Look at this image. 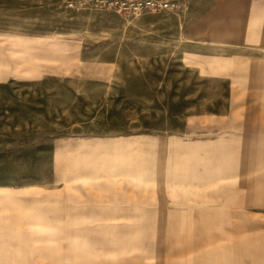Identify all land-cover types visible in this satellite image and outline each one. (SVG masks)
<instances>
[{"label": "rangeland", "instance_id": "1", "mask_svg": "<svg viewBox=\"0 0 264 264\" xmlns=\"http://www.w3.org/2000/svg\"><path fill=\"white\" fill-rule=\"evenodd\" d=\"M243 207L264 208V0H0L2 264H184L140 255Z\"/></svg>", "mask_w": 264, "mask_h": 264}, {"label": "crops", "instance_id": "2", "mask_svg": "<svg viewBox=\"0 0 264 264\" xmlns=\"http://www.w3.org/2000/svg\"><path fill=\"white\" fill-rule=\"evenodd\" d=\"M159 210L163 211V209ZM216 215L222 217L221 224L215 223L218 218ZM138 216L140 217L139 214ZM80 217L81 215L78 218H74L75 224L80 223ZM187 217L188 215H186ZM35 218L33 223L31 221L27 222V226L23 224L26 232H32L31 228L35 231H42L40 234L41 238H38L37 241L42 245L44 243L48 244L51 238L44 235H46V228L51 222L45 219V217L36 216ZM190 218L193 219L195 217ZM66 224L68 222H61V226H65ZM200 225L201 227L198 228L200 230H195V225L191 227L187 223L184 230L180 231L183 249L177 246L178 228H175L171 241L168 244L164 242L160 246L158 243L147 245L144 249L147 250L150 247L153 255L143 254L140 255V258L142 256L144 260L160 257L165 259L170 256L172 259H177L179 252L184 251V264H264V208L243 207L238 211L225 212L223 210L210 209L202 213ZM22 227L20 226V228ZM184 233L187 235L186 238L184 237ZM55 238H58V233L55 235ZM138 244L139 248L141 245L140 243ZM18 246L21 249L24 248L22 245ZM59 248L60 246H55L52 250H49V247H46L49 251L45 254L50 257H46L49 260H37L36 263L60 264L61 262L55 261L62 258L60 257L62 253ZM15 250L18 251V247H15ZM73 254L76 256L78 253L76 254L75 250ZM140 258H138L139 261H141ZM5 263L11 264V261ZM21 263L24 262H19L18 260L12 262V264ZM0 264H2V261H0ZM74 264H81L80 254L77 259L75 258ZM171 264H177V262L171 261Z\"/></svg>", "mask_w": 264, "mask_h": 264}, {"label": "built area", "instance_id": "3", "mask_svg": "<svg viewBox=\"0 0 264 264\" xmlns=\"http://www.w3.org/2000/svg\"><path fill=\"white\" fill-rule=\"evenodd\" d=\"M65 2L66 7L73 9L93 7L131 14L175 11L181 6V0H65Z\"/></svg>", "mask_w": 264, "mask_h": 264}]
</instances>
